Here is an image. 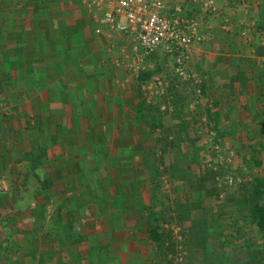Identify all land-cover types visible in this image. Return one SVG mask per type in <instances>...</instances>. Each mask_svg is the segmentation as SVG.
<instances>
[{
    "label": "crops",
    "instance_id": "1",
    "mask_svg": "<svg viewBox=\"0 0 264 264\" xmlns=\"http://www.w3.org/2000/svg\"><path fill=\"white\" fill-rule=\"evenodd\" d=\"M88 1L0 0V92L18 108L7 118L12 136L0 139L1 148L10 147L0 158L9 173L2 180L13 185L0 192V264H148L140 246L152 243L130 187L145 145L139 133L132 137L141 132L130 111L137 105L119 82L127 69L111 66L107 33L131 57L134 42L111 30ZM165 1L194 18L182 0ZM217 1L225 12L232 9L235 24L244 18L264 25V0ZM244 36L248 43L236 38L216 59V87L231 86L236 105L260 114L255 124L263 130L251 127L264 135V48L256 47L253 33ZM202 46H193L189 65L209 54ZM216 107L221 113L222 104ZM234 110L240 123L251 117ZM17 183L33 191L25 208L17 207L24 199H17L24 190Z\"/></svg>",
    "mask_w": 264,
    "mask_h": 264
},
{
    "label": "rangeland",
    "instance_id": "2",
    "mask_svg": "<svg viewBox=\"0 0 264 264\" xmlns=\"http://www.w3.org/2000/svg\"><path fill=\"white\" fill-rule=\"evenodd\" d=\"M188 1H181L182 8L191 9L193 19L205 29L202 48L209 54L202 60L197 55L189 65L190 58L182 74L164 53L142 59L134 51L131 57L121 41L107 33L111 66L127 69L119 82L137 105L136 112L130 111L140 120L141 132L137 129L132 137L139 133L145 145L143 163L137 172L132 171L137 178L130 185L131 192L141 205L146 230L158 227L167 241L161 249L140 240V247L148 264H264V233L257 231L247 211L256 180L264 182V135H257L251 127L262 116L248 111L247 104L236 105L231 86L222 91L216 87L215 70L216 59L229 52L236 38L248 43L244 35L253 33L256 47L264 48V25L244 23V18L235 24L229 17L232 9L225 12L221 1L211 0V7L206 5L210 0ZM199 13H203L201 20ZM230 25H236L235 29ZM147 74V79H140ZM223 76L233 77L228 72ZM240 76L246 79L243 73ZM6 95L0 92V139L5 140L12 136L7 118L10 112L18 113ZM219 103L221 113L216 110ZM235 107L254 116L253 121L251 117L246 120L248 115L241 123L234 119ZM256 124L263 130L262 122ZM9 150L0 147V158ZM3 165L0 192L13 186L2 180L9 174ZM17 184V191L20 186L24 189L17 195V199L24 195L17 207L25 208L33 191ZM135 259L130 257L128 263Z\"/></svg>",
    "mask_w": 264,
    "mask_h": 264
},
{
    "label": "built area",
    "instance_id": "3",
    "mask_svg": "<svg viewBox=\"0 0 264 264\" xmlns=\"http://www.w3.org/2000/svg\"><path fill=\"white\" fill-rule=\"evenodd\" d=\"M101 10L111 30L126 34L134 42L135 53L150 58L158 52L173 60L175 71L182 74L192 48L206 39L193 18L172 11L165 0H89ZM207 7L213 2L207 1Z\"/></svg>",
    "mask_w": 264,
    "mask_h": 264
},
{
    "label": "trees",
    "instance_id": "4",
    "mask_svg": "<svg viewBox=\"0 0 264 264\" xmlns=\"http://www.w3.org/2000/svg\"><path fill=\"white\" fill-rule=\"evenodd\" d=\"M149 75H141L140 79H147ZM248 213L250 220L259 233H264V182L256 180V184L251 194H249ZM147 239L156 247L163 248L167 243L165 235L156 226L150 227L147 231ZM167 249V248H165ZM168 250V249H167Z\"/></svg>",
    "mask_w": 264,
    "mask_h": 264
}]
</instances>
